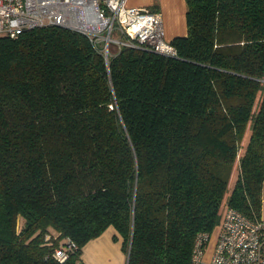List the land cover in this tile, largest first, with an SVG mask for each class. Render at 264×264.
<instances>
[{
    "label": "trees",
    "instance_id": "16d2710c",
    "mask_svg": "<svg viewBox=\"0 0 264 264\" xmlns=\"http://www.w3.org/2000/svg\"><path fill=\"white\" fill-rule=\"evenodd\" d=\"M185 4L174 56L0 34V264H75L110 225L127 264H189L225 203L260 217L264 0Z\"/></svg>",
    "mask_w": 264,
    "mask_h": 264
},
{
    "label": "built area",
    "instance_id": "2783aa9c",
    "mask_svg": "<svg viewBox=\"0 0 264 264\" xmlns=\"http://www.w3.org/2000/svg\"><path fill=\"white\" fill-rule=\"evenodd\" d=\"M50 25L85 35L105 60L123 47L175 55L164 37L160 14L129 5L128 0H0V34L14 38ZM214 230L196 235L189 264H264V218H249L225 203ZM76 249V243L65 237L51 255L62 262Z\"/></svg>",
    "mask_w": 264,
    "mask_h": 264
},
{
    "label": "crops",
    "instance_id": "0c3cea01",
    "mask_svg": "<svg viewBox=\"0 0 264 264\" xmlns=\"http://www.w3.org/2000/svg\"><path fill=\"white\" fill-rule=\"evenodd\" d=\"M132 6H146L157 11L162 20L164 37L171 40L186 34L185 0H128ZM260 217L264 218V183H262ZM122 238L113 226L87 241L75 264H126V253L121 246Z\"/></svg>",
    "mask_w": 264,
    "mask_h": 264
},
{
    "label": "rangeland",
    "instance_id": "374dc122",
    "mask_svg": "<svg viewBox=\"0 0 264 264\" xmlns=\"http://www.w3.org/2000/svg\"><path fill=\"white\" fill-rule=\"evenodd\" d=\"M109 50H110V53L111 52H113L114 51V46H113V44H110V46H109ZM236 170L234 171V177H235V174H236ZM231 190V184L229 185V188H228V192ZM221 212H222V207H221V209H220V215H221ZM215 232H216V230H214V232L212 233V237H211V239L213 240V238H214V235H215Z\"/></svg>",
    "mask_w": 264,
    "mask_h": 264
},
{
    "label": "water",
    "instance_id": "95a60500",
    "mask_svg": "<svg viewBox=\"0 0 264 264\" xmlns=\"http://www.w3.org/2000/svg\"><path fill=\"white\" fill-rule=\"evenodd\" d=\"M128 254H129V252H127V254H126V264H127Z\"/></svg>",
    "mask_w": 264,
    "mask_h": 264
}]
</instances>
